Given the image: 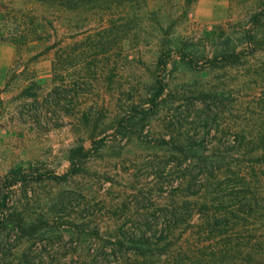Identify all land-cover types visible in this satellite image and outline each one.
<instances>
[{"label": "rangeland", "instance_id": "1", "mask_svg": "<svg viewBox=\"0 0 264 264\" xmlns=\"http://www.w3.org/2000/svg\"><path fill=\"white\" fill-rule=\"evenodd\" d=\"M256 2L153 0L164 30L126 24L137 36L108 35L112 50L96 56L91 91L74 102L60 93L55 107L48 103L51 61L12 66L15 45L4 40L36 39L35 28L45 23L41 11L33 2L0 0V220L12 212L52 224L41 230V241L15 244L12 231L0 235V244L18 254L40 251L44 243L68 248L79 232V246L97 248L104 240L93 232L114 240L123 232L162 228V208L173 200H229L232 177L216 181L205 169L202 178L199 165L215 153L233 152L232 164L243 168L244 149L231 147L236 133H264V41L249 44L247 37ZM56 25L57 37L71 44L72 33L80 32L84 45L90 28H99L94 22L75 28L74 19ZM112 28L109 22L103 26ZM162 43L171 49L165 64L159 63ZM252 48L258 50L236 63L221 58L228 50ZM160 90L154 107L150 99ZM235 178L239 186L242 180Z\"/></svg>", "mask_w": 264, "mask_h": 264}, {"label": "trees", "instance_id": "2", "mask_svg": "<svg viewBox=\"0 0 264 264\" xmlns=\"http://www.w3.org/2000/svg\"><path fill=\"white\" fill-rule=\"evenodd\" d=\"M152 1L25 0L36 4L45 23L35 28L37 37L34 40L4 39L15 45L12 66L13 63L19 66L23 61L30 64L49 59L54 73V86L50 92L52 100L48 103L57 107L60 99L57 96L60 93L68 95L70 101L74 102L78 95L91 91L93 87V79L99 68L94 64L96 56L110 54L112 46L107 45L108 35L114 34L115 40L118 37L122 40L125 35L130 34L137 36L136 30L124 29L126 24L142 26L146 29L145 32L164 30L159 14L161 8H151ZM195 1L185 0L189 5ZM256 3L258 10L251 16L253 26L247 31L248 40L254 41H249V44L264 41V37L256 40L259 33L264 34V29L259 32L264 27V0H257ZM72 19L75 28H79L82 23L94 22L99 25L98 30L90 28L86 37L87 44L84 45L78 39L80 32L72 33L71 44L63 36L57 37L56 23L72 22ZM106 22L114 28L103 29ZM115 24H121V28L116 29ZM157 34L160 36L158 32ZM164 34L167 35V32L164 31ZM116 47L121 49L120 44ZM252 49L250 52L228 50L222 53L221 58L228 63H236L244 55L258 50ZM170 55L171 49L162 43L159 63L165 64ZM182 57L193 62L189 52H182ZM104 67L106 66L102 65ZM82 84L84 88H80ZM162 90L150 99L154 107L158 105ZM254 135L246 136L238 132L231 145H237L238 148L234 149L236 151L244 149L242 153L247 156V160L243 168L232 164L235 159L233 152L215 153L209 164L202 160L199 165L202 178L205 176V169L207 174H213L212 178L216 181L219 175L232 177L233 183L229 186L232 197L229 200H173L162 208L166 220L162 228L151 233L123 232L114 240L102 238L98 232H93L104 240V245L97 248L79 246V232L70 236L72 243L68 248L44 243L40 251L24 249L18 254L14 252L12 245L10 248L8 243L0 244V264H264V133ZM257 163H260L258 168ZM14 173L20 175L17 171ZM235 177L242 180L238 181L239 186L235 184ZM204 179L208 180L210 176ZM207 183L208 187L212 184L210 181ZM215 190L216 187L211 189ZM13 215L12 212H6L2 216L0 235L14 231L17 234L15 244L41 241V230L52 227L51 223L41 219L28 221L23 216ZM186 215L196 217L197 221L192 223L185 218ZM146 222L150 224V220ZM80 226L82 225L79 224L78 228ZM57 234L59 239L63 238L65 232L62 230Z\"/></svg>", "mask_w": 264, "mask_h": 264}]
</instances>
